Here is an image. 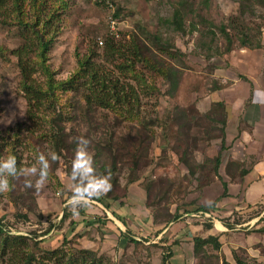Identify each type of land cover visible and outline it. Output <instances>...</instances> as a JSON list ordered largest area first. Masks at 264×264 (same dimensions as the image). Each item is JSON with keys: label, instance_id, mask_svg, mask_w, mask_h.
Wrapping results in <instances>:
<instances>
[{"label": "rangeland", "instance_id": "1", "mask_svg": "<svg viewBox=\"0 0 264 264\" xmlns=\"http://www.w3.org/2000/svg\"><path fill=\"white\" fill-rule=\"evenodd\" d=\"M22 1V8L30 10L32 0ZM251 1L48 0L45 3L58 11L60 20L59 31L47 52L51 82L73 77L78 69V57L92 51L98 54V61L126 63L129 54L124 48L113 58L104 57V43L99 41L105 42L109 36L123 41L135 35L145 42L147 39L154 58L179 71L175 90L164 79L162 71L140 63L123 80L134 86L139 118L144 116L153 122L151 133L144 131L139 122L126 119L112 109L96 108L87 113L83 101L85 92L79 87L71 91L54 89L40 110L31 109L19 83L16 58L10 54L20 44L21 28L13 20L0 19L3 50L0 54V159L17 153L18 167L26 173L32 166L38 167L39 154L47 156L55 151L60 157L55 162L49 161V176L43 188H25V180L30 179L35 185L37 179L26 174L10 179V190L0 192V224L11 235L26 236L40 248L53 249L65 240L67 246L75 249L95 251L98 240L104 241L103 230L109 229L118 235L120 226L133 222L136 223L134 232L125 227L126 238L112 245L102 243L96 250L97 255L103 256L104 264H113L116 257L117 264H222L223 250L208 247L210 257L205 252L196 255L193 237H201L213 223H218L220 229V222L235 229L229 230V235L222 239L236 245L241 232L234 224L247 221L252 214L241 209L238 192L243 169L264 157V107L260 116L248 108L254 99L264 103V9ZM180 5L182 31L166 26L163 21L171 18L174 8ZM191 23L196 26L194 30L190 29ZM221 28L228 32L231 41ZM156 33L172 45L170 52L157 50L152 38ZM242 40L246 41L245 46L241 45ZM256 44L261 47L256 48ZM227 45L231 50L225 51ZM171 53L176 59L169 58ZM32 60L38 62L35 56ZM106 66L110 65L106 63ZM33 78L43 88L50 82L41 65H37ZM217 101L225 105L224 124L219 121L220 113L212 109ZM180 109L186 110V117L192 123L189 130L184 123L185 113L179 112ZM57 115L65 118L68 142L74 143L60 153L48 142L50 119ZM80 136L90 140L96 166L102 173V165L106 166L112 188L102 198L89 201L79 215L73 216L65 205L72 194L71 163L75 140ZM222 144L224 147L220 150ZM219 150L221 160L216 167L213 159ZM118 153L124 155L118 158ZM187 157L189 160L185 161ZM224 182L226 192H233L230 198L229 194L223 195ZM130 190L145 197L134 200L130 198ZM177 209V218L171 221L176 227L168 234L167 231L159 234L168 225L152 218H162ZM230 210L232 215L226 216ZM144 215L151 217V226H157V231L154 227L146 231L142 229L146 224H137ZM180 244L182 249H190V256L183 251L186 260L178 257L171 260ZM263 245L260 253L264 252ZM245 249L232 248V259L226 262L237 264L235 256H238L245 264H264L248 255ZM0 264L4 263L0 260Z\"/></svg>", "mask_w": 264, "mask_h": 264}, {"label": "trees", "instance_id": "2", "mask_svg": "<svg viewBox=\"0 0 264 264\" xmlns=\"http://www.w3.org/2000/svg\"><path fill=\"white\" fill-rule=\"evenodd\" d=\"M47 1L48 0H32L30 10L26 11L25 8H22L24 7V2L22 0H0L1 21L13 20V22L21 28L20 44L10 51V54L16 58L20 75L19 83L24 91V96L29 107L36 111L40 110L43 103L46 102L47 99H50V94L54 93V89L61 87L64 90L71 91L81 88L85 92L83 94V101L87 113L96 108L112 109L125 115L123 117L126 119H134L136 123L139 122L144 131L148 133L150 131L151 133L152 126L154 125L153 122L144 119V116L139 118V100L134 86L123 80L126 78L129 71L135 72L136 64L140 63L145 66L157 68L158 71H162L164 79L170 84L171 89L174 88L175 90L178 85L179 71L173 68L169 63L165 64L157 61L149 45L146 44L147 39H145V42L144 39L135 35L130 40L123 41L117 40L114 36H109L105 38V42L102 41V44L104 43V57L110 56V58H113L116 52L124 48L129 54L128 58H126L128 59L126 63L121 62L122 64L115 65L112 61H98L96 58L98 54L92 51L91 53L85 54V56L78 57V69L73 77L67 81L51 82L52 72L48 69L46 64L47 52L59 31L58 24L60 20L57 17L58 11L55 8L50 9L45 4ZM181 1L184 2L185 0H178L177 3ZM8 2L10 6L7 8L9 5ZM251 2L264 9V0H252ZM180 7L181 5L179 7L176 6L171 18L164 19L163 21L166 26H171L175 30L178 29L182 31L184 28L182 25L183 17ZM8 9L10 10L7 11ZM195 28V24L191 23L190 29L194 30ZM221 32L225 34L227 40L231 41L228 32L224 28H221ZM210 34L214 36V32L210 31ZM152 38L155 40L157 50L165 51L166 49L169 52L172 50V45L166 40H162L160 34H152ZM149 40L150 39H148V41ZM241 45L245 46L246 41L242 40ZM255 47L260 48L261 45L256 44ZM229 50H231V46L227 45L225 51ZM1 53H3V50L0 47V54ZM169 55L170 59H176L172 53ZM32 56L37 58V63L32 60ZM106 63L110 66H106ZM37 65H41L43 72L50 78V82L46 84L47 86L45 88L38 84L33 78V75L37 71ZM212 109L220 113L219 121L224 124L226 120L224 103L221 101L214 102ZM190 111L192 112V110ZM179 112L185 113L184 123L187 124V129L189 130V125L192 123L190 124V119L186 117V110L180 109ZM32 114L34 116L33 112ZM50 121V140L48 142L54 144L59 153L61 150H68L74 143L68 142L63 123L66 121L65 118L57 115V117L50 119ZM32 131L31 133L34 132ZM186 134H188V132ZM45 137H47V135ZM223 141L224 138H222L221 142ZM11 144L14 143L12 142ZM108 147V151L112 153V147L110 145H108ZM223 147L224 145L222 144L220 150L223 149ZM220 150L213 159L215 160L216 167L220 164L221 160ZM123 155L124 153H118L116 157L119 158ZM14 156L19 160L17 153H14ZM184 160L187 161L189 158L187 157V159L185 158ZM112 165H115V162H113ZM105 167L102 165L101 171H104L103 173H106ZM244 171L243 169L242 174ZM222 184L224 186L223 193H225L227 188L226 183L224 182ZM114 199H117V197H114ZM146 202H149L148 198ZM176 211H178V209L172 213L168 212L170 214L166 213L162 218L153 217L152 220L162 222L161 224L167 226L171 221L177 218L178 214ZM207 228H210V226L208 225ZM121 235L126 236L128 233L124 232ZM208 247L219 250L220 243L217 235L193 237V250L196 255L205 252L207 256L210 257L207 251ZM102 257L97 255L95 251L75 249L72 246H67L65 240L59 247L53 249L40 248L37 243H34L26 236L19 234L11 235L8 230L0 224V260L4 264H104ZM235 261L237 264H245L238 256H235ZM222 264L230 263H227L226 260L223 259Z\"/></svg>", "mask_w": 264, "mask_h": 264}, {"label": "crops", "instance_id": "3", "mask_svg": "<svg viewBox=\"0 0 264 264\" xmlns=\"http://www.w3.org/2000/svg\"><path fill=\"white\" fill-rule=\"evenodd\" d=\"M254 103L251 105H248V108L250 109L253 108L254 111L253 112H258L260 116L261 112H262V108L264 107V103L262 104V100L261 99H254L253 101ZM248 119V118H247ZM255 119V118H254ZM245 139V138H243ZM260 156V155H259ZM239 186H238V192L239 193V197H240V205H241V209L245 212L246 210L252 211V214L250 216H248V220L241 222L239 224H234L235 227L239 226V228L237 227L236 229L238 231H240L241 233H239V235L241 236L240 239L236 240V245L231 244L228 241H225V239H222L225 236L229 235V230H235L234 228L229 229L227 227L226 224L224 223H220V229H218V223H213L212 226H210V228L207 229V231L204 233H202L201 237H205L207 235H216L217 236H221V238L218 237V241L220 243V251L223 250L222 253H224V258L226 261L230 262V259H232V251L231 249L234 247L236 248H247L245 250H247L246 252L248 253V255H250L252 258L256 259V260H260L264 262V252L260 253L261 251V246L264 243V157H260L257 160H255L253 163L250 164L249 167L246 168V170L244 171V173L242 174V176L240 177V181H239ZM223 186V184H222ZM227 186V184H226ZM231 190V188H230ZM130 198H139L138 200L144 198L145 196L142 193H138V192H133V190H130ZM233 192L229 191V192H225L223 195L227 196L229 194V196H227L228 198H230V196H232ZM136 200V199H134ZM139 202H143V201H139ZM138 202H134V204H137ZM246 209V210H245ZM255 211V212H254ZM226 212V211H225ZM227 213V212H226ZM230 213V214H228ZM228 213L226 214V216L228 215L229 217L232 215V211H228ZM142 218L139 219L140 223H137L138 225L141 224H146V228L142 227V229L146 230L148 229H152V227H154V230L157 231V226H151L152 221H151V217L149 215H144L141 216ZM135 219V218H134ZM146 221V222H145ZM111 224L110 221L107 222V224ZM113 224V223H112ZM136 223H131V222H127V224H125L124 226H120L119 227V232L118 235L114 234V231L109 230V229H105V231L103 230V238L104 241L102 242V240H98L99 242L97 243V249L100 247V245L103 243L106 244H110L112 245L113 242H119V239L123 238V237H127L126 236H122L121 234H123L125 231V227L128 228V230L133 231V226H135ZM130 225V226H129ZM177 224H172L169 223L168 226L166 228L163 229L162 232H160L159 234L164 235V232L167 231L166 233L168 234V231L174 229V227H176ZM142 226V225H141ZM123 228V229H122ZM242 228V229H240ZM101 229V227H100ZM147 231V230H146ZM134 232V231H133ZM189 236H191V234L188 233ZM177 237V236H175ZM220 239V240H219ZM116 245V244H115ZM162 245H165V243L163 242ZM191 246V245H190ZM264 246V245H263ZM231 247V248H229ZM96 249V250H97ZM95 250V252H96ZM178 250V251H177ZM176 250V253H174L173 257H171V260L175 259V257L178 260H186L187 256L185 254H183L182 252L185 251L187 252L188 256H190V249L188 251V249H182L181 248V244L178 247V249ZM251 250V251H249ZM253 253H255L256 255L254 256ZM166 260V259H165Z\"/></svg>", "mask_w": 264, "mask_h": 264}, {"label": "clouds", "instance_id": "4", "mask_svg": "<svg viewBox=\"0 0 264 264\" xmlns=\"http://www.w3.org/2000/svg\"><path fill=\"white\" fill-rule=\"evenodd\" d=\"M7 122L10 123V121ZM75 143L76 149L70 172L72 194L65 205L70 209L73 216L79 215L80 209L86 206L89 201L102 198L112 188L110 174L100 172L96 166L94 153L90 151V140L80 136L76 138ZM59 158L55 151H50L47 156L39 154L37 157L38 167L32 166L26 173L24 169L18 167L15 156L0 159V192L10 190V179L25 174L37 178L35 185L32 180H25V188H43L49 176V161L55 162ZM253 255L256 254L253 253ZM118 259L116 257L113 264H117Z\"/></svg>", "mask_w": 264, "mask_h": 264}, {"label": "built area", "instance_id": "5", "mask_svg": "<svg viewBox=\"0 0 264 264\" xmlns=\"http://www.w3.org/2000/svg\"><path fill=\"white\" fill-rule=\"evenodd\" d=\"M113 23V22H112ZM112 28H113V25H112ZM99 44H102V41H99Z\"/></svg>", "mask_w": 264, "mask_h": 264}]
</instances>
